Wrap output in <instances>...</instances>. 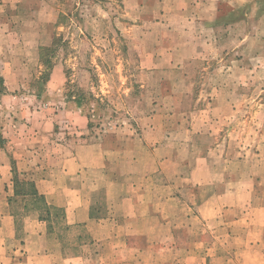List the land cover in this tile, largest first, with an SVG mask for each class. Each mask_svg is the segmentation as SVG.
I'll use <instances>...</instances> for the list:
<instances>
[{
	"label": "rangeland",
	"instance_id": "rangeland-1",
	"mask_svg": "<svg viewBox=\"0 0 264 264\" xmlns=\"http://www.w3.org/2000/svg\"><path fill=\"white\" fill-rule=\"evenodd\" d=\"M135 4L0 0L3 155L13 157L17 139L39 131L124 143L132 167L161 162L169 174L159 180L176 185L156 191L173 218L147 220L152 240L168 245L170 229L181 225L190 231L180 241L194 242V252H172L182 261L203 264L210 253L208 264H264V17L249 15L226 38L216 27L226 41L197 60L155 67L148 56L170 33L154 25L152 7ZM235 15L226 9L216 24ZM69 111H79L88 129L79 116L66 129ZM46 119L60 122L48 127ZM175 193L182 203L174 204ZM183 214L194 220L175 223Z\"/></svg>",
	"mask_w": 264,
	"mask_h": 264
},
{
	"label": "crops",
	"instance_id": "crops-1",
	"mask_svg": "<svg viewBox=\"0 0 264 264\" xmlns=\"http://www.w3.org/2000/svg\"><path fill=\"white\" fill-rule=\"evenodd\" d=\"M123 1L127 6L136 3L134 6L141 8L152 7L154 25L170 33L158 43L162 50L156 48L148 56L155 67L164 59H170L176 67L197 60L207 48L226 41L219 31L216 35V27L225 29L226 38L228 30L249 15L264 17V0ZM243 8L240 18L216 24L226 9L235 13ZM245 40L237 41L240 45ZM222 48L223 53L228 50ZM74 112L75 115L69 111L61 124L72 129L68 125H75L79 116L88 129L86 118L79 111ZM44 122L56 127L60 121ZM75 132H62L61 137L57 132H34L31 141L26 134L17 139L21 147L13 157L5 158L4 149L0 148V264H194V258L182 261L172 253L180 248L194 252V242L182 243L179 239L181 231L185 234L190 229L173 225L171 241L166 245L152 240L151 227L148 229L146 224L149 219L163 224L173 218L169 207L161 208V197L156 193L159 188L173 190L176 186L173 181L162 184L159 180L158 176L165 179L162 171L169 174L163 163L152 165L149 171L132 167L124 143L84 138ZM16 172L29 175L25 179L34 182L47 208L38 210L29 197L16 194L20 186L14 181ZM177 173L172 171L171 178L178 181ZM176 196L174 204L182 203ZM185 218L194 220L190 214H183L175 218V223L184 222ZM21 219H26L24 229ZM209 245V239L200 240L202 252ZM167 251L170 252L164 258ZM205 254L203 264H208L210 253Z\"/></svg>",
	"mask_w": 264,
	"mask_h": 264
},
{
	"label": "trees",
	"instance_id": "trees-1",
	"mask_svg": "<svg viewBox=\"0 0 264 264\" xmlns=\"http://www.w3.org/2000/svg\"><path fill=\"white\" fill-rule=\"evenodd\" d=\"M245 9H241L237 12H235L234 19L240 18V16H243ZM240 12H243V14L240 15ZM239 14V15H238ZM231 18V19H233ZM14 181L18 183L20 186L16 190V194L23 196V197H29L36 201L37 203H41L42 205H38L39 208H47L45 198L39 194L38 190L36 189V186L32 180H21L16 172V175L14 176ZM30 186L29 190L25 189V186Z\"/></svg>",
	"mask_w": 264,
	"mask_h": 264
}]
</instances>
